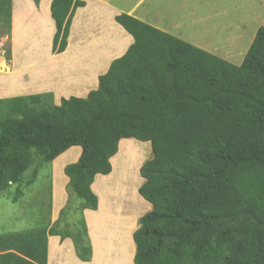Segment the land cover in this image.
Listing matches in <instances>:
<instances>
[{"label":"trees","instance_id":"obj_1","mask_svg":"<svg viewBox=\"0 0 264 264\" xmlns=\"http://www.w3.org/2000/svg\"><path fill=\"white\" fill-rule=\"evenodd\" d=\"M83 4L52 0L53 55L66 50ZM116 21L134 43L86 98L0 100V194L13 204L41 169L52 173L58 156L82 148L64 169L69 199L58 219L0 234V264H47L48 236L71 239L78 258L91 260L84 211L97 210L92 184L112 172L123 139L152 148L139 170L151 209L132 235L134 264H264V27L236 66L132 16ZM11 26L12 0H0L9 41ZM66 216L78 218L58 229Z\"/></svg>","mask_w":264,"mask_h":264},{"label":"crops","instance_id":"obj_2","mask_svg":"<svg viewBox=\"0 0 264 264\" xmlns=\"http://www.w3.org/2000/svg\"><path fill=\"white\" fill-rule=\"evenodd\" d=\"M79 1L84 4L75 10L67 48L53 55L56 26L51 13L52 0H12L9 60L0 47V100L45 92L53 93L56 105L70 97L86 98L98 88L99 77L108 71L111 63L122 57L134 43L133 36L116 21V17L122 14L179 39L185 35L187 23H195V43L190 44L236 66L242 64L256 32L264 27V0H212L211 9L204 8V0L200 5L197 0ZM205 19L210 23L204 24ZM134 144L141 143L135 139L121 140L118 153L110 159L112 172L97 175L92 184L99 205L95 211H84L92 246L91 260L83 262L78 258L71 239L48 236L47 264H101L103 255L107 253H110L112 264H121L122 252L117 244L122 229L114 210H103L106 186L103 179L114 174V159L119 152L123 151L128 157ZM81 154L82 148L74 146L52 163L51 207L54 219L58 218L60 209L69 199L66 189L69 178L64 169L76 163ZM137 228L135 226L130 235L133 254L136 246L132 235ZM108 235L115 236L113 248L106 244ZM98 242L105 244L101 255L98 254Z\"/></svg>","mask_w":264,"mask_h":264},{"label":"rangeland","instance_id":"obj_3","mask_svg":"<svg viewBox=\"0 0 264 264\" xmlns=\"http://www.w3.org/2000/svg\"><path fill=\"white\" fill-rule=\"evenodd\" d=\"M197 1H198L197 4L200 5L201 0H197ZM222 4L223 3H219V5H222ZM206 7L211 9L212 0H208V1L204 0V8ZM207 23H210V20L207 21V19H205L204 24H207ZM195 33H196L195 23H191V24L187 23V26L184 30L185 35L181 36L180 38L183 39L184 41L194 44L195 43ZM10 44L11 42L8 40L7 36H3L1 34L0 35V47H2V50L5 53L7 49H9ZM47 93H51V92H47ZM140 143H141L140 145H145V146L143 147V152H144L143 160L139 164V168L137 170V175H136L138 183H139V187L144 182V180L140 176L139 170L145 161L152 158L151 144L148 142H140ZM129 154H131V152ZM130 156L131 155H129L127 159H129ZM50 174L51 172L49 169L47 168L41 169L36 182H34L30 186H24L22 188L23 196L19 199V201L16 204H13L4 194H0V234L18 232V231L34 229V228L35 229L42 228L50 224L52 225L58 219V218L54 219L53 213H52V207H51V186H52L51 181L52 179H51ZM29 176H30V171L25 174V177L28 179H29ZM105 195H109V191H105ZM139 197L143 200L146 210L145 212L140 213L137 216H134L133 220L135 222V226H139L138 220L143 215H145L147 212H149L151 209V204L145 201L140 195ZM70 202L72 203V205H77V203H74L71 200ZM127 215L129 216L128 213ZM58 217H59V214H58ZM77 218H78L77 216H75L74 218L70 216H66L62 218L58 229H63L64 225L72 224V222L73 223L76 222ZM135 253L136 251L134 250L133 256H135Z\"/></svg>","mask_w":264,"mask_h":264},{"label":"bare ground","instance_id":"obj_4","mask_svg":"<svg viewBox=\"0 0 264 264\" xmlns=\"http://www.w3.org/2000/svg\"><path fill=\"white\" fill-rule=\"evenodd\" d=\"M123 144L124 143H122V146ZM134 145L135 146H132L133 151L130 154L131 156L129 157L130 160L127 159L128 157L124 155L123 151H120L114 159V174L111 177L103 179V185H106L104 187L103 194L105 193L104 191H109V195L104 194L106 197L104 196L103 200V210L105 208H107L108 210L113 209V212L116 214L117 219H119V224L122 229V235H120L121 239L117 244L119 247L118 249L122 252V255L119 259L121 264H132L131 261L133 258V244L131 242L130 236L134 228V222L132 220L134 219V216H137L140 213L145 212L146 210L143 200L138 195L139 183L136 176L139 164L143 160V147L145 145ZM127 213L129 214V216H123L124 214L127 215ZM107 227H109L108 224ZM114 241L115 236L108 235L106 244L110 248H113ZM111 242H113V245ZM104 246L105 244L103 245L102 243L98 242L99 255H101ZM109 256L110 253L103 255L101 264H112L110 262Z\"/></svg>","mask_w":264,"mask_h":264}]
</instances>
